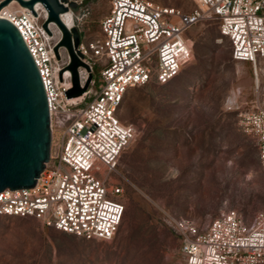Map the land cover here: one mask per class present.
<instances>
[{
  "label": "built area",
  "instance_id": "built-area-1",
  "mask_svg": "<svg viewBox=\"0 0 264 264\" xmlns=\"http://www.w3.org/2000/svg\"><path fill=\"white\" fill-rule=\"evenodd\" d=\"M190 13L151 0H110L101 20V36L79 45L93 79L87 92L68 98L69 61L57 60L60 37L43 24L47 13L34 15L17 1L0 17L11 21L27 44L47 92L52 148L50 161L35 187L0 193V216L32 218L44 226L87 240L110 241L125 213L117 173L122 153L136 137L133 125L118 114L127 92L156 81L167 84L193 58L188 31L207 19L231 42L236 61L258 68L264 63V0H194ZM78 6L82 1L78 2ZM90 4L84 16L90 14ZM102 64L98 77L95 66ZM82 86L90 73L79 68ZM256 138L264 168V103L244 117ZM178 233L187 264H264V207L250 222L224 210L204 230L187 218L167 214Z\"/></svg>",
  "mask_w": 264,
  "mask_h": 264
},
{
  "label": "rangeland",
  "instance_id": "rangeland-1",
  "mask_svg": "<svg viewBox=\"0 0 264 264\" xmlns=\"http://www.w3.org/2000/svg\"><path fill=\"white\" fill-rule=\"evenodd\" d=\"M71 1H82L71 10L82 38H99L110 0ZM151 1L183 13L199 7L194 0ZM187 37L193 58L179 75L131 88L119 111L136 137L111 176L123 187L125 204L114 239L87 240L32 218L0 216V264H187L167 214L204 231L226 209L250 222L264 207L259 147L244 125L245 115L264 103V63L257 79L251 63L233 58L213 19ZM101 67L95 66L96 77Z\"/></svg>",
  "mask_w": 264,
  "mask_h": 264
},
{
  "label": "water",
  "instance_id": "water-1",
  "mask_svg": "<svg viewBox=\"0 0 264 264\" xmlns=\"http://www.w3.org/2000/svg\"><path fill=\"white\" fill-rule=\"evenodd\" d=\"M38 15V4L45 9L43 24L48 34L56 26L61 36L54 52L62 60L66 50L69 63L65 70L72 76L68 98H77L87 92L93 79L89 64L79 50L82 36L75 26L69 27L62 15L78 6L71 0H0V11L11 2ZM90 73L84 86L79 68ZM52 148L51 117L47 92L38 66L17 27L0 17V193L35 187L38 178L50 161Z\"/></svg>",
  "mask_w": 264,
  "mask_h": 264
},
{
  "label": "bare ground",
  "instance_id": "bare-ground-1",
  "mask_svg": "<svg viewBox=\"0 0 264 264\" xmlns=\"http://www.w3.org/2000/svg\"><path fill=\"white\" fill-rule=\"evenodd\" d=\"M15 5H16V2L13 1V2H11L6 8H11V7L15 6ZM37 7H38L39 9H42L43 11H45V9H43V8L41 7L40 4H38ZM45 12H46V11H45ZM62 19H63V21H64L69 27H72V26H73L74 15H73V12H72L71 10L68 11L67 13L63 14V15H62ZM51 29H52L54 35H58V34H60V36H61V32H60V30H59V29L57 30V29L54 27V25L51 26ZM257 70L259 71V68H258ZM69 73H70V72H69Z\"/></svg>",
  "mask_w": 264,
  "mask_h": 264
}]
</instances>
